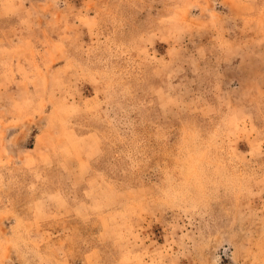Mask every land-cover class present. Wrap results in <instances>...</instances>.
<instances>
[{"label": "rangeland", "instance_id": "374dc122", "mask_svg": "<svg viewBox=\"0 0 264 264\" xmlns=\"http://www.w3.org/2000/svg\"><path fill=\"white\" fill-rule=\"evenodd\" d=\"M0 264H264V0H0Z\"/></svg>", "mask_w": 264, "mask_h": 264}]
</instances>
